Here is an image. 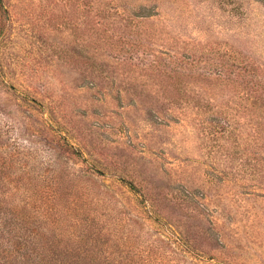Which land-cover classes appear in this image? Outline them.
<instances>
[{"label":"rangeland","instance_id":"obj_1","mask_svg":"<svg viewBox=\"0 0 264 264\" xmlns=\"http://www.w3.org/2000/svg\"><path fill=\"white\" fill-rule=\"evenodd\" d=\"M2 1V234L264 264V0Z\"/></svg>","mask_w":264,"mask_h":264},{"label":"trees","instance_id":"obj_2","mask_svg":"<svg viewBox=\"0 0 264 264\" xmlns=\"http://www.w3.org/2000/svg\"><path fill=\"white\" fill-rule=\"evenodd\" d=\"M0 6V30H3L7 24L8 11L4 8L2 0H0ZM127 183L132 189H137L132 182ZM19 204L15 201L10 203L6 199L0 201V209L6 206L11 213L16 209L18 218L25 223L30 222V218L20 216ZM2 218L6 219V215L0 217V225L3 224ZM47 238L45 233L34 231L13 234L12 230L7 235L0 231V264H144L139 261L130 262L125 257L114 253L112 247H75L74 249L47 247ZM29 242H33L30 245L34 247H21L22 244L27 245ZM72 251L76 253L73 254Z\"/></svg>","mask_w":264,"mask_h":264}]
</instances>
